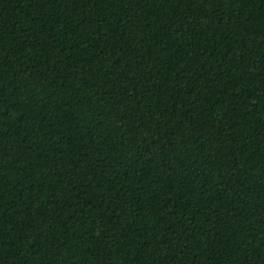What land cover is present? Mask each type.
Here are the masks:
<instances>
[{"label": "trees", "instance_id": "obj_1", "mask_svg": "<svg viewBox=\"0 0 264 264\" xmlns=\"http://www.w3.org/2000/svg\"><path fill=\"white\" fill-rule=\"evenodd\" d=\"M0 264H264V0H0Z\"/></svg>", "mask_w": 264, "mask_h": 264}]
</instances>
